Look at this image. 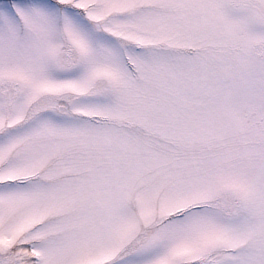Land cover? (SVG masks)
I'll return each instance as SVG.
<instances>
[{"label":"snow or ice","instance_id":"1","mask_svg":"<svg viewBox=\"0 0 264 264\" xmlns=\"http://www.w3.org/2000/svg\"><path fill=\"white\" fill-rule=\"evenodd\" d=\"M0 264H264V0H0Z\"/></svg>","mask_w":264,"mask_h":264}]
</instances>
